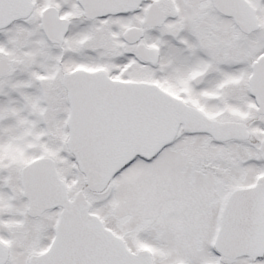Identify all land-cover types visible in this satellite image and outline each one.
<instances>
[{"label":"snow or ice","instance_id":"6c2138e0","mask_svg":"<svg viewBox=\"0 0 264 264\" xmlns=\"http://www.w3.org/2000/svg\"><path fill=\"white\" fill-rule=\"evenodd\" d=\"M0 264H264V0H0Z\"/></svg>","mask_w":264,"mask_h":264}]
</instances>
